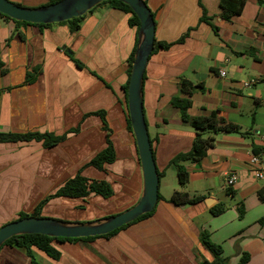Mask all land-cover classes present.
<instances>
[{
  "label": "crops",
  "instance_id": "crops-1",
  "mask_svg": "<svg viewBox=\"0 0 264 264\" xmlns=\"http://www.w3.org/2000/svg\"><path fill=\"white\" fill-rule=\"evenodd\" d=\"M23 6L47 0H11ZM150 8L156 42H175L189 28L183 42L158 47L148 57L143 75L142 105L159 176L153 213L104 237L85 242L53 240L60 252L54 259L33 247L38 264H199L211 254L199 241L200 228L222 247L228 264H264V0H246L241 14L225 20L219 0H143ZM212 27L200 21L202 11ZM131 14L101 3L88 11L79 28L68 23L50 26L17 25L0 16V132H50L60 135L79 125L58 143L0 142V226L19 213L31 214L78 171L90 179L106 180L113 195L103 198L54 197L41 216L82 222L117 214L137 202L142 172L132 131L123 108L128 81V57L137 43L138 28ZM69 49L82 63L66 54ZM220 71L226 75L221 76ZM33 74L31 80L27 74ZM254 79L249 86L241 81ZM182 83H201L190 96L188 115L220 117L246 131L219 133L198 162H186L187 183L181 186L168 163L191 149L195 130L170 104L181 95ZM103 110L115 159L103 170L87 163L106 147ZM252 144L261 150L255 154ZM252 155L260 158L262 178L251 171ZM256 166H254L255 168ZM231 174L235 183L226 181ZM201 196L195 204L168 201L173 191ZM217 202L225 210L212 215ZM246 260L242 262V258ZM0 264H32L26 253L0 246Z\"/></svg>",
  "mask_w": 264,
  "mask_h": 264
},
{
  "label": "trees",
  "instance_id": "trees-1",
  "mask_svg": "<svg viewBox=\"0 0 264 264\" xmlns=\"http://www.w3.org/2000/svg\"><path fill=\"white\" fill-rule=\"evenodd\" d=\"M59 0H47L46 4H51L57 2ZM246 0H219V8H220V15L225 20H230L232 17L238 16L241 14L243 9L244 3ZM260 1V0H259ZM200 3V0H198ZM101 3H109L113 7L121 9L125 12L131 14L129 19V23L131 25H135L139 28V19L136 14L132 11V9L125 3L119 0H105ZM99 3V4H101ZM18 4V3H17ZM98 4V5H99ZM20 5V4H19ZM97 6V5H96ZM90 11V10H89ZM86 14V13H85ZM79 17H74L72 19L62 21L59 23H68L70 25V30L75 31L79 28V22L83 19L84 15ZM153 15V14H152ZM0 16H4L12 21L15 22L17 25H36V26H50L51 24H41V23H29L25 21H18L11 19L10 17L0 13ZM200 21L208 23L214 32H217V27L212 25L209 19L205 16V10L202 11V15L200 17ZM190 30L189 28L185 31L175 42H156L154 40V47L152 51L158 49V47L162 49H168L172 44L183 42L184 39L189 35ZM136 47V46H135ZM135 47L133 48L130 56L128 57V76L130 72L131 63L133 61V56L135 52ZM66 54L69 58L76 64L78 67H82V63L76 59L73 53L66 49ZM33 74L28 73L27 79L31 80ZM128 81L125 85V89H127ZM196 90H203V85L201 83H182L180 87L181 95H174L170 99V104L177 108L180 112L181 119L183 121L188 122L191 127L195 130V136L193 138L192 146L189 151L177 153L174 157H172L168 163L169 166L175 168L177 173L178 182L181 186H184L188 180V174L184 168V164L186 162H198L206 153V150L213 146L215 135L219 133H226V134H238L241 136L246 137L248 133L246 131H241L240 127L232 122L226 121L223 117H220L217 114V111H212L207 116H197L191 117L188 115L187 111L191 105L190 96ZM93 114L100 116L102 120V128L106 130V147L98 152L87 165H91L97 169L103 170L105 164L112 163L115 159L114 148L112 145V141L110 139V130L108 128L105 114L103 110L95 111ZM128 121V128L131 130L129 118ZM79 131V125L72 127L60 135H55L50 132H38V131H30L25 133H15V132H8L2 133L0 132V142L4 141H30L36 140L41 141L45 147L52 146L59 141L65 139L68 134L76 133ZM150 143L151 140H150ZM152 145V144H151ZM261 148L252 144V151L257 154ZM153 152V151H152ZM154 157V155H153ZM161 176V173H158ZM114 193L112 186L106 180H96L84 177L81 175L80 171H78L74 176L69 178L61 187H59L54 193L49 194L46 196L40 203L35 207L34 211L31 214L26 213H19L18 218H24L28 216H41V208L42 206L51 198L54 197H69V198H87L90 194H96L103 198H108L112 196ZM258 198L261 201H264V186H262L257 191ZM158 199H161L160 194L158 193ZM202 200L201 196H193L189 197L188 193L183 190H176L173 191L170 198L168 199L169 202L175 205H188V204H195ZM226 205L222 202H217L209 208V211L212 215H218L225 210ZM155 208H153L150 212L144 213L125 225L107 233L104 236L108 237L118 230L123 229L124 227L134 223L142 218H145L153 213ZM97 236H89L83 238H63V237H50L43 234L33 233V234H22V235H15L9 239H7L2 245H9L12 247L19 248L23 250L26 255H28L31 259L32 264H38L35 259L33 258L32 248L36 247L42 251H44L48 256L57 259L60 256V252L52 245L53 240H65L70 242L75 241H82L85 242ZM199 241L201 242L202 246L211 254L212 260L208 261L203 256L200 257L199 264H228V260L226 257L222 255V247L219 244L214 243L210 238V233L207 229L200 228L199 230ZM1 245V246H2ZM246 260V257L242 258V262Z\"/></svg>",
  "mask_w": 264,
  "mask_h": 264
},
{
  "label": "water",
  "instance_id": "water-1",
  "mask_svg": "<svg viewBox=\"0 0 264 264\" xmlns=\"http://www.w3.org/2000/svg\"><path fill=\"white\" fill-rule=\"evenodd\" d=\"M105 0H59L51 4L28 7L11 0H0V13L18 21L53 24L79 17ZM127 4L139 19L137 43L128 76L123 108L130 121L142 172V192L135 204L104 218L68 221L47 216L16 218L0 226V246L9 238L22 234L50 237L83 238L107 234L150 212L158 201L159 175L144 119L142 105L143 75L154 47L155 24L152 12L143 0H119Z\"/></svg>",
  "mask_w": 264,
  "mask_h": 264
},
{
  "label": "built area",
  "instance_id": "built-area-1",
  "mask_svg": "<svg viewBox=\"0 0 264 264\" xmlns=\"http://www.w3.org/2000/svg\"><path fill=\"white\" fill-rule=\"evenodd\" d=\"M220 75L221 76H224L226 75V72L225 71H220ZM254 82V79H249V80H244V81H241V84L242 86H249L250 84H252ZM260 158L257 156V155H252V158H251V164H252V168H251V171L252 173L254 174V176L256 178H262L263 175H262V172L259 168V165H260ZM254 166H256L254 168ZM227 185L231 186L235 183V176L234 174H231L229 176V178L227 179L226 181Z\"/></svg>",
  "mask_w": 264,
  "mask_h": 264
},
{
  "label": "rangeland",
  "instance_id": "rangeland-1",
  "mask_svg": "<svg viewBox=\"0 0 264 264\" xmlns=\"http://www.w3.org/2000/svg\"><path fill=\"white\" fill-rule=\"evenodd\" d=\"M91 220V219H90ZM89 221V220H88Z\"/></svg>",
  "mask_w": 264,
  "mask_h": 264
}]
</instances>
